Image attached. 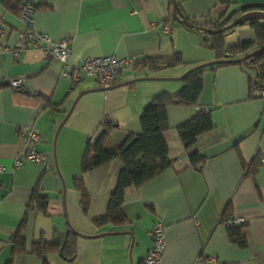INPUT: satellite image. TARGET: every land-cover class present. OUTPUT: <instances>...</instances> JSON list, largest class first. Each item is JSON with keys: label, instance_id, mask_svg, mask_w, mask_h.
I'll return each mask as SVG.
<instances>
[{"label": "crops", "instance_id": "0c3cea01", "mask_svg": "<svg viewBox=\"0 0 264 264\" xmlns=\"http://www.w3.org/2000/svg\"><path fill=\"white\" fill-rule=\"evenodd\" d=\"M231 1L230 13L242 6L264 7V0ZM1 3L0 264H44L31 253L32 246L42 241L64 246L69 228L78 235L74 259L68 262L53 252L46 255V264H141L158 223L166 237L158 264H264V100L251 97L250 78L255 76L238 64L207 68L199 108H167L164 139L173 167L138 188L126 189V225L96 227L94 221L107 212L122 164L114 160L82 174L89 142L96 140L104 120L117 126L108 148L140 134L141 113L154 97L177 94L183 88L181 79L193 67L219 60L212 34L175 20L174 0H38L34 29L55 42L70 40L71 56L66 65L39 51H24L15 58L12 51L22 26L18 15ZM175 3L179 15L201 27L224 20L220 0ZM20 4L12 0L18 11ZM251 20L264 24V17L249 18L224 32L226 48L256 41ZM166 25L170 32L164 30ZM175 54L182 57L180 67L160 72L140 67L146 59L167 60ZM102 56L131 58L135 65L106 92L93 79L74 84L61 76L65 66L74 73L81 60ZM17 79L24 81V92L9 87ZM204 108L210 111L213 128L187 151L177 129ZM32 128L39 131L34 149L46 161L24 160L16 167V157L32 147L20 132L24 129L26 135ZM190 152L205 158L201 171L191 167ZM257 155L261 166L250 175L242 161L249 167ZM77 179L83 180L90 196L86 212ZM35 189L48 198L45 212L26 210ZM229 203L232 216L245 221V248L229 241L221 221ZM22 224L27 252L13 254L9 239Z\"/></svg>", "mask_w": 264, "mask_h": 264}, {"label": "trees", "instance_id": "16d2710c", "mask_svg": "<svg viewBox=\"0 0 264 264\" xmlns=\"http://www.w3.org/2000/svg\"><path fill=\"white\" fill-rule=\"evenodd\" d=\"M1 5L6 11L12 12L15 15L19 14L18 6H13L12 0H2ZM231 7V0H220L219 9L222 13L221 18H224V20L215 24L206 25L205 27L218 30L230 25L243 14L251 11H264V7L260 6H242L230 13ZM38 10H40V8L37 6L36 12ZM181 16L183 17V15ZM189 22L194 28H201L200 25L192 21ZM250 26L255 30L256 41L239 43L230 48L225 47L224 34H213L212 49L218 54L219 60L212 65H197L193 67L192 70L181 79L183 88L177 94L170 95L163 93L154 97L141 113V133L129 136L122 146L118 148L107 147L110 134L117 126L110 121H103L100 134L94 142H89L86 148L82 161V174L89 173L114 160H119L121 162L122 169L118 175L116 187L109 198L105 216L94 221L96 227L105 225L121 227L126 225L128 220L122 210L126 189L130 187L138 188L173 167V163L168 157V146L164 139V133L169 129L167 108L169 106L199 108V98L203 91V73L207 68L213 71L225 65L238 64L247 70L253 69L255 71V77L250 78V92L252 98H254L252 95V88L254 86H264V24L262 25L255 20H251ZM255 51L258 52L244 62L240 61V59H233L238 56L245 57ZM226 52H228V55L224 57ZM183 64L182 57L175 54L172 59L167 60L146 59L140 67L148 68L151 72H160L162 70L180 67ZM212 128L213 123L210 111L208 113L200 111L196 117L179 127L177 133L183 147L185 150L189 151L195 144L197 138L212 130ZM189 160L192 168L201 171L205 163L204 157L196 152H190ZM242 164L250 175H255L261 166L260 157L257 155L249 167L244 164L243 161ZM75 187L81 195L80 204L82 210L86 212L89 206L90 196L83 180L77 179L75 181ZM47 202L48 198L35 189L26 210L28 212L31 208H36L45 212ZM150 210L153 209L150 208ZM232 215L233 207L232 204L229 203L222 214V223ZM22 227L23 224L15 235L9 239V242L13 245V254H24L27 252L24 238L21 235ZM227 229L229 241L231 243L241 248L247 246L246 238L241 228ZM76 236L78 235L69 228L64 246L48 244L42 241L32 246L31 253L40 258L44 264H46V255L53 252L59 253L63 259L71 262L76 255L74 249ZM11 263V261L8 262V264ZM141 264H144V262Z\"/></svg>", "mask_w": 264, "mask_h": 264}, {"label": "built area", "instance_id": "2783aa9c", "mask_svg": "<svg viewBox=\"0 0 264 264\" xmlns=\"http://www.w3.org/2000/svg\"><path fill=\"white\" fill-rule=\"evenodd\" d=\"M38 0H21L19 7L18 20L22 29L19 33V41L17 46L12 51L15 58H19L24 51H39L46 58L60 61L66 65L67 59L71 56L70 40L62 39L58 42L46 34L37 32L34 29V17L36 15V7ZM174 19L178 16L177 12L173 11ZM166 32L171 31V26L166 25ZM3 28L0 26V34ZM228 55V52H226ZM135 65L131 58L119 59L116 56H102L98 58H86L81 60L80 67L74 73L67 69V66L61 72V76L65 79H72L74 84L82 82L84 79L95 80L106 92L114 87L121 79L122 75ZM24 81L22 79L12 80L9 82V87L16 92H24ZM252 95L256 99L264 100V86H254ZM203 113H208L209 109L204 108ZM25 130H21L20 136L27 141L32 147L18 155L15 159V166L19 167L23 161L34 163H44L46 157L37 153L34 149L35 143L39 139V131L35 128L29 130L28 134H24ZM263 162V160H262ZM4 172V167L0 165V175ZM226 228L239 229L245 225L244 219L241 217L231 216L223 221ZM166 249L165 228L160 224H156L153 229L152 246L148 249L144 264H158Z\"/></svg>", "mask_w": 264, "mask_h": 264}, {"label": "water", "instance_id": "95a60500", "mask_svg": "<svg viewBox=\"0 0 264 264\" xmlns=\"http://www.w3.org/2000/svg\"><path fill=\"white\" fill-rule=\"evenodd\" d=\"M174 10L177 12L178 16L180 17V19H178L176 17L175 20L181 22L182 24H184V25H186L188 27H193V25L186 18H184L181 15H179L178 7H177V4L175 3V0H174ZM255 17H264V12H261V11H251L249 13L243 14L238 19H236L233 23H231L230 25L225 26V27H223L221 29H218V30H211V29H208L206 27H201V28H198V29H201L202 31H204V32H206L208 34H212V35L213 34H223L224 32H226V31H228L230 29H233V28L237 27L244 20L249 19V18H255ZM257 52L258 51H255L253 53H250L249 55L241 58L240 61H242V62L246 61L247 59H249L252 55L256 54ZM5 85H8V84L7 83H4L3 86H5Z\"/></svg>", "mask_w": 264, "mask_h": 264}, {"label": "rangeland", "instance_id": "374dc122", "mask_svg": "<svg viewBox=\"0 0 264 264\" xmlns=\"http://www.w3.org/2000/svg\"><path fill=\"white\" fill-rule=\"evenodd\" d=\"M252 76H255V71L253 69H248Z\"/></svg>", "mask_w": 264, "mask_h": 264}]
</instances>
